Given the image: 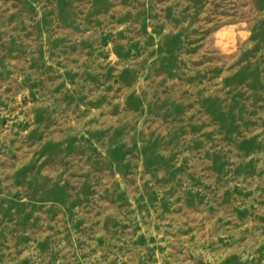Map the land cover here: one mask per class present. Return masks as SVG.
Masks as SVG:
<instances>
[{"label": "rangeland", "instance_id": "rangeland-1", "mask_svg": "<svg viewBox=\"0 0 264 264\" xmlns=\"http://www.w3.org/2000/svg\"><path fill=\"white\" fill-rule=\"evenodd\" d=\"M0 264H264V0H0Z\"/></svg>", "mask_w": 264, "mask_h": 264}]
</instances>
